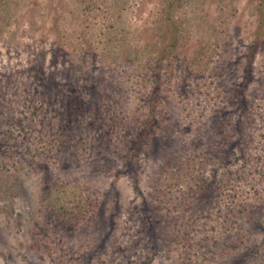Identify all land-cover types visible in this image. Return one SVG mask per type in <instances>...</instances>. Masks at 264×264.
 Listing matches in <instances>:
<instances>
[{
    "label": "rangeland",
    "instance_id": "obj_1",
    "mask_svg": "<svg viewBox=\"0 0 264 264\" xmlns=\"http://www.w3.org/2000/svg\"><path fill=\"white\" fill-rule=\"evenodd\" d=\"M0 264H264V0H0Z\"/></svg>",
    "mask_w": 264,
    "mask_h": 264
},
{
    "label": "trees",
    "instance_id": "obj_2",
    "mask_svg": "<svg viewBox=\"0 0 264 264\" xmlns=\"http://www.w3.org/2000/svg\"><path fill=\"white\" fill-rule=\"evenodd\" d=\"M210 55L204 47L202 51H199V55L191 60V68L193 69L194 74L202 73L208 66Z\"/></svg>",
    "mask_w": 264,
    "mask_h": 264
}]
</instances>
